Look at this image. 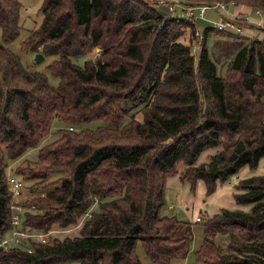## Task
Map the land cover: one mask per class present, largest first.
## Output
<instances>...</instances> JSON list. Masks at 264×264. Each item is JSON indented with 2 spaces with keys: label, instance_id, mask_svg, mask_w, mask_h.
I'll return each mask as SVG.
<instances>
[{
  "label": "trees",
  "instance_id": "16d2710c",
  "mask_svg": "<svg viewBox=\"0 0 264 264\" xmlns=\"http://www.w3.org/2000/svg\"><path fill=\"white\" fill-rule=\"evenodd\" d=\"M174 1L43 0V18L21 46L55 56L47 66L59 78L55 85L8 46L21 33L22 4L0 0V240L13 229L11 175L26 185L24 225L66 227L90 213L78 235L25 242L31 250L0 246V264H144L138 241L156 264H175L190 252L193 228L165 212L168 177L178 174L192 186L202 179L209 194L244 165L259 164L264 40L245 43L227 76L219 75L206 45L207 32L218 28L208 25L203 33L179 6L169 16L156 8ZM216 1L234 2L231 12H264V0L179 3ZM237 22L242 30L231 32L264 29ZM96 120L102 122L96 128L82 127ZM55 121L58 136L39 146ZM221 145L198 164L203 152ZM35 147L37 169L8 173L11 161ZM180 163L186 172H178ZM51 174L55 185L36 192V181ZM237 188L236 201L250 210L224 207L203 223L199 263L264 264V175L242 179Z\"/></svg>",
  "mask_w": 264,
  "mask_h": 264
},
{
  "label": "rangeland",
  "instance_id": "374dc122",
  "mask_svg": "<svg viewBox=\"0 0 264 264\" xmlns=\"http://www.w3.org/2000/svg\"><path fill=\"white\" fill-rule=\"evenodd\" d=\"M22 4L21 7V24L22 29L20 35L10 42L8 46L18 53L22 58L23 62L27 64L33 70H39L47 74L49 81L52 84H58L59 78L54 76L48 69V64L55 58V56H45V59L41 62L35 60V53L32 51L22 50L21 42L27 37L29 31L37 27L42 18L43 14L40 11V7L43 3V0H19ZM163 1V0H159ZM165 1V0H164ZM156 8L160 11L161 14L165 16L170 15L167 2H160L156 5ZM179 11L178 9H176ZM175 14L178 12H174ZM219 15L212 9H208L204 16L197 17V23L199 28L204 33L205 28L208 25H213L209 19H219ZM264 16V12H263ZM215 17V18H211ZM263 20H261L262 22ZM211 23V24H210ZM228 29H216L211 28L207 32V48L211 58L216 62L218 66V74L222 76H227L229 71V65L238 50L252 38H259L264 40V29L256 27L244 26L241 33L231 32ZM1 37V30H0ZM41 52V51H40ZM85 57L79 58L78 62L83 63ZM102 122L101 121H92L85 123L82 127L96 128ZM60 124L58 121L53 123L51 128V133L42 140L41 145L51 142L58 136V129ZM224 149V146H217L207 149L202 153L198 164L203 161H209L210 156L213 153H217L220 150ZM38 150L39 147H35L27 152L23 157H20L18 160L11 161L9 164L8 173L12 172L15 168L24 169H37L38 168ZM28 167V168H27ZM188 169V166L184 163L179 164L178 172L183 173ZM29 171V170H28ZM264 175V156L260 159L259 164L256 167H251L250 165H244L237 173L233 174L229 178L230 185L228 182L223 186H219L215 192H207L206 184L204 180L200 179L196 182L195 186L188 180H182L178 174L168 177V182L166 184V199L167 207L165 209L166 214L176 215L179 219L189 221L192 224L193 228V242L190 252L184 259L175 260V264H202L196 260L195 250L200 246L203 241L204 233V222L214 215L217 212H220L222 207H232L235 203V198L233 195L234 189L237 188V185L242 179L248 178L250 176ZM57 175L51 174L46 179H38L35 183L37 186L38 193H43V190L50 189L55 185V180ZM39 181V182H38ZM30 184V182H29ZM44 184H48L49 187H44ZM34 185V184H33ZM225 187V188H224ZM26 188L24 193H26ZM23 198V195L20 197ZM173 204V208L169 209L168 205ZM241 208L245 210H250L251 204H240ZM201 216V220H197L196 217ZM84 220V216L79 218L76 223L68 225L66 227L59 226L58 224H53L51 228H54L53 235L58 238H64L65 235H78L81 228V222ZM220 239V238H218ZM136 253L142 260L144 264H156L150 259L146 253L144 246L141 241H138L136 245Z\"/></svg>",
  "mask_w": 264,
  "mask_h": 264
},
{
  "label": "built area",
  "instance_id": "2783aa9c",
  "mask_svg": "<svg viewBox=\"0 0 264 264\" xmlns=\"http://www.w3.org/2000/svg\"><path fill=\"white\" fill-rule=\"evenodd\" d=\"M234 2L229 3L226 1H216L214 3H202V4H180L179 0H175L169 4V10L173 11L174 7L177 5L180 7V14L183 17L190 18L196 20L199 16H204L208 9H212L214 11L222 10L225 13L232 14L234 18H221L219 20L209 19L208 20L216 26L218 29H226L233 28L235 30L241 31V25L238 24L237 19H245L246 21H250L256 23L258 26H264V16L263 11L260 9H252L245 11H234L231 12V5ZM261 20H263L261 22ZM197 34H201L200 31ZM9 182L13 187L14 192V201L12 204V222L13 229L9 234L3 236L0 240V246L8 249L10 247H26L29 250L31 248L25 246V242H39L49 244L53 242V239L56 238L53 235L54 228L49 230H43L39 228H34L29 225L22 224V220L24 218L25 211L29 208L21 202V196L26 187L24 180L17 176L11 175L9 176ZM34 205H32V208ZM173 204L169 205V208H172ZM86 216H90V213L85 214ZM197 220H202L201 216L196 217Z\"/></svg>",
  "mask_w": 264,
  "mask_h": 264
},
{
  "label": "crops",
  "instance_id": "0c3cea01",
  "mask_svg": "<svg viewBox=\"0 0 264 264\" xmlns=\"http://www.w3.org/2000/svg\"><path fill=\"white\" fill-rule=\"evenodd\" d=\"M165 1H167V0H165ZM169 8V7H168ZM211 18H215V17H211ZM168 182V181H167ZM228 182V184L230 185V182H229V179L227 180V181H225V182H223V183H219L220 185L219 186H223L224 184H226ZM218 188V187H217ZM225 188V187H224ZM238 191H240V189H238V188H235L234 189V192H233V195H234V198H235V193L236 192H238ZM27 196V194L25 193V195L23 196V198H25ZM236 200V199H235ZM241 203H239V202H237V201H235V203H233V206L232 207H230V209H235V208H241L239 205H240ZM222 208H224V207H222ZM225 208H228V207H225ZM243 209V208H242ZM221 210V209H220ZM85 220V219H84ZM84 220L81 222V224H83V222H84ZM82 226V225H81ZM55 230V229H54ZM66 236H72V235H70V234H67V235H65V237ZM64 264H79L78 262H71V263H64Z\"/></svg>",
  "mask_w": 264,
  "mask_h": 264
},
{
  "label": "water",
  "instance_id": "95a60500",
  "mask_svg": "<svg viewBox=\"0 0 264 264\" xmlns=\"http://www.w3.org/2000/svg\"><path fill=\"white\" fill-rule=\"evenodd\" d=\"M45 59V55L42 52H37L35 55V60L41 62Z\"/></svg>",
  "mask_w": 264,
  "mask_h": 264
}]
</instances>
